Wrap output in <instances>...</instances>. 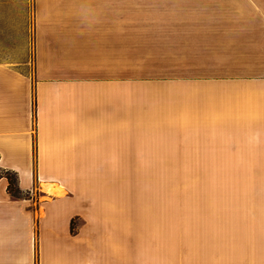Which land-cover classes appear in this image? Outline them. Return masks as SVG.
Listing matches in <instances>:
<instances>
[{"label":"crops","instance_id":"crops-1","mask_svg":"<svg viewBox=\"0 0 264 264\" xmlns=\"http://www.w3.org/2000/svg\"><path fill=\"white\" fill-rule=\"evenodd\" d=\"M0 168V264H133L92 216L132 173L235 175L195 264H264V0H0Z\"/></svg>","mask_w":264,"mask_h":264},{"label":"rangeland","instance_id":"rangeland-1","mask_svg":"<svg viewBox=\"0 0 264 264\" xmlns=\"http://www.w3.org/2000/svg\"><path fill=\"white\" fill-rule=\"evenodd\" d=\"M170 162L195 165L193 157ZM233 176L132 173L123 174L116 188L104 181L95 191L98 204L92 205V216L116 240L114 246H106L105 254L116 251L115 260L123 263L195 264L197 219L203 215L205 221L211 192L225 189L231 181L225 177ZM40 190L37 185V199L43 198Z\"/></svg>","mask_w":264,"mask_h":264},{"label":"trees","instance_id":"trees-1","mask_svg":"<svg viewBox=\"0 0 264 264\" xmlns=\"http://www.w3.org/2000/svg\"><path fill=\"white\" fill-rule=\"evenodd\" d=\"M1 179H6L8 181V190L12 197L17 199H23L25 197L22 191L20 190L19 178L16 173L6 171L0 168V180Z\"/></svg>","mask_w":264,"mask_h":264},{"label":"bare ground","instance_id":"bare-ground-1","mask_svg":"<svg viewBox=\"0 0 264 264\" xmlns=\"http://www.w3.org/2000/svg\"><path fill=\"white\" fill-rule=\"evenodd\" d=\"M44 188L46 186H43ZM51 194L56 195L60 193V190L57 188V186H49V190H48Z\"/></svg>","mask_w":264,"mask_h":264}]
</instances>
